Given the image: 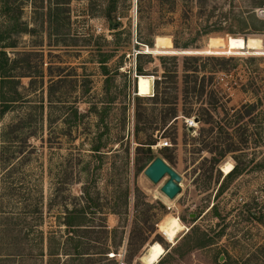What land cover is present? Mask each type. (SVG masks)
<instances>
[{"label":"rangeland","instance_id":"374dc122","mask_svg":"<svg viewBox=\"0 0 264 264\" xmlns=\"http://www.w3.org/2000/svg\"><path fill=\"white\" fill-rule=\"evenodd\" d=\"M260 2L176 0L160 13L155 0H0V50L17 76L2 92L18 100L0 119V264H143L154 242L158 264H264ZM159 36L172 48L157 50ZM249 38L262 50L239 52ZM204 138L235 152L214 164ZM147 148L182 178L175 199L160 192L167 178L143 175ZM168 217L185 228L173 245L159 231Z\"/></svg>","mask_w":264,"mask_h":264},{"label":"trees","instance_id":"16d2710c","mask_svg":"<svg viewBox=\"0 0 264 264\" xmlns=\"http://www.w3.org/2000/svg\"><path fill=\"white\" fill-rule=\"evenodd\" d=\"M152 1V0H151ZM264 0H261V4L260 5H263L264 2H262ZM156 4H154L155 8H157L158 12L160 13H163L165 12L164 9L165 7H167V9H172L174 7V5L176 4V0H155ZM143 3V0H137V7L138 9L140 10L141 9V5ZM58 8V2H55L54 3V7L52 8V13L54 14L55 11L57 10ZM161 11H160V10ZM116 25V24H115ZM149 46V48H152L153 46L152 45H147ZM7 47H14L13 45L12 46H7ZM5 48H3L2 50H0V119L10 111L11 109V106L18 102V100H16L15 98H6V94H4L2 91L5 87L9 86V85H13L17 82V80H15L17 78V76H13L12 73H14L13 71L15 70V67H13V64L16 63L15 60H13L12 62L9 60V58H7L6 56V53L4 51ZM236 49H239L238 51L239 52H245L246 51V46L244 44V46H241V45H238L236 47ZM173 55H179V54H173ZM171 55V56H173ZM210 59H214V58H210ZM193 62V63H196L199 61L198 58H188V60H185V62ZM138 72V77L141 76V70L138 69L137 70ZM163 79L166 78V75L162 76ZM162 84L161 80H156L155 82V85H156V94L154 95L153 98L151 99H154L155 101H157L159 99V95L161 94L160 91H159V87L160 85ZM13 89V93L16 94V96L20 97L21 99V96L20 94H18V92L16 91V88L15 86L12 87ZM184 95H187V91L184 90ZM186 97V96H185ZM245 109V108H244ZM185 116H188L189 113L188 112H184ZM208 118L207 120H203V122H205V124H210V121L212 120V118L207 114ZM177 117V112H176V109H173L172 110V113L170 114L169 118L165 117L164 118V121H168L169 119L172 120V119H176ZM179 120V119H178ZM198 122H200L201 120L199 118H197ZM212 132V130H209L207 134H210ZM203 137V136H202ZM147 146H152L153 145V142L149 141L148 143H145ZM202 144L201 146V149L200 150H206L208 153H210L211 155H214L212 156L211 158V161L215 164L216 162L220 161L219 159H221L222 157L224 158L225 155L227 154H230V153H234L235 152V144L231 143L229 144L228 148L225 149L224 148H221V144L219 143H216V142H209V141H206L205 138L202 140V142L200 143ZM150 148H147V150L145 151V154L148 155L147 158H143L140 160V162H144L146 163V166H148L156 157H152L151 156V152L149 150ZM202 150V151H203ZM96 151V150H95ZM164 158L169 162V163H172V161L166 156V155H163ZM217 156V157H216ZM145 159V160H144ZM238 166H236L233 171L231 173H229V175H234L236 172H237V168ZM147 168V167H146ZM145 168V169H146ZM228 176V175H227ZM85 212L82 211L80 212V215L81 216V224L84 223L85 221V216H84ZM79 225V226H82V225ZM71 227V225H69ZM78 243L76 244V247H77ZM161 245V244H160ZM77 254V257H82L84 258V256H87L86 258L87 259H90L89 258V255H91L90 253H76ZM67 255H70V254H66Z\"/></svg>","mask_w":264,"mask_h":264},{"label":"bare ground","instance_id":"6f19581e","mask_svg":"<svg viewBox=\"0 0 264 264\" xmlns=\"http://www.w3.org/2000/svg\"><path fill=\"white\" fill-rule=\"evenodd\" d=\"M246 51L256 52L262 50V43L260 39L249 38L245 42ZM172 48V42L168 37L156 38V49L167 50ZM210 48L220 50L224 48L223 39H211ZM153 81L151 77L140 76L137 77L136 89L139 97H147L152 93ZM233 166L230 163L222 167V172L226 175L232 172ZM164 200H168L165 196ZM159 226V225H158ZM184 225L175 217H168L160 226L159 231L164 236L166 241L174 244L178 235L184 230ZM165 249L157 242L150 244L147 248L145 255L141 258L143 264H158L160 259L164 256Z\"/></svg>","mask_w":264,"mask_h":264},{"label":"water","instance_id":"95a60500","mask_svg":"<svg viewBox=\"0 0 264 264\" xmlns=\"http://www.w3.org/2000/svg\"><path fill=\"white\" fill-rule=\"evenodd\" d=\"M143 175L152 184H158L162 179L167 178L165 183L161 186L160 192L168 200L175 199L176 196L181 192L179 184L182 181V178L176 172V170L168 165L161 157H156L143 171Z\"/></svg>","mask_w":264,"mask_h":264},{"label":"built area","instance_id":"2783aa9c","mask_svg":"<svg viewBox=\"0 0 264 264\" xmlns=\"http://www.w3.org/2000/svg\"><path fill=\"white\" fill-rule=\"evenodd\" d=\"M189 128L191 127V124H188ZM171 146V144H169L167 141H164L161 143L160 148H169Z\"/></svg>","mask_w":264,"mask_h":264}]
</instances>
